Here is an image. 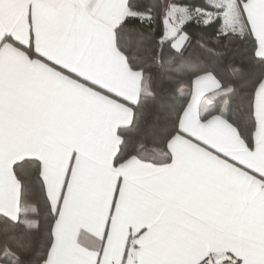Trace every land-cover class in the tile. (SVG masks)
I'll list each match as a JSON object with an SVG mask.
<instances>
[{"label": "snow or ice", "instance_id": "obj_1", "mask_svg": "<svg viewBox=\"0 0 264 264\" xmlns=\"http://www.w3.org/2000/svg\"><path fill=\"white\" fill-rule=\"evenodd\" d=\"M0 264H264V0H0Z\"/></svg>", "mask_w": 264, "mask_h": 264}, {"label": "trees", "instance_id": "obj_2", "mask_svg": "<svg viewBox=\"0 0 264 264\" xmlns=\"http://www.w3.org/2000/svg\"><path fill=\"white\" fill-rule=\"evenodd\" d=\"M192 3L197 5L203 4L204 0H191ZM191 34L192 47L185 55L184 61L187 64H198L201 67H206L209 71H217L222 74H226L228 69V63L233 59H239L242 56L248 55L250 48L247 42L235 43L232 48V55L227 61L218 59L213 53L220 46V38L217 36V28H203L195 25L189 28ZM144 43L149 46H155V42L159 39L155 35V32H142L140 34ZM199 45V47H198ZM195 52V55L193 54ZM145 67H150V61H146ZM156 71V69H153ZM186 92L189 90L188 86H185ZM190 100V96L186 97ZM46 227V226H45Z\"/></svg>", "mask_w": 264, "mask_h": 264}]
</instances>
